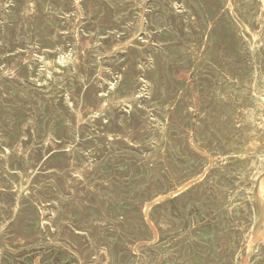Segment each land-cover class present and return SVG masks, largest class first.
Listing matches in <instances>:
<instances>
[{
    "label": "rangeland",
    "instance_id": "rangeland-1",
    "mask_svg": "<svg viewBox=\"0 0 264 264\" xmlns=\"http://www.w3.org/2000/svg\"><path fill=\"white\" fill-rule=\"evenodd\" d=\"M0 1V264H264V0Z\"/></svg>",
    "mask_w": 264,
    "mask_h": 264
},
{
    "label": "bare ground",
    "instance_id": "bare-ground-1",
    "mask_svg": "<svg viewBox=\"0 0 264 264\" xmlns=\"http://www.w3.org/2000/svg\"><path fill=\"white\" fill-rule=\"evenodd\" d=\"M58 1V0H57ZM79 1V0H78ZM127 1H129V0H127ZM137 1V0H136ZM152 1V0H151ZM166 1V0H165ZM176 1V0H175ZM213 1V0H212ZM216 1V0H215ZM233 1V0H232ZM1 2V1H0ZM18 2V1H17ZM74 2V1H73ZM140 2V1H139ZM143 2V1H142ZM160 2V1H159ZM179 2V1H178ZM220 2H221V0H220ZM238 2V1H237ZM246 2V1H245ZM61 3V2H60ZM75 3V2H74ZM90 3H92V2H90ZM111 3V2H110ZM154 3V2H153ZM197 3V2H196ZM202 3V2H201ZM209 3H210V1H209ZM216 3V2H215ZM214 3V4H215ZM0 4H2V2L0 3ZM130 4V3H129ZM128 4V5H129ZM179 4V3H178ZM186 4H187V2H186ZM204 4H205V2H204ZM206 4H208L207 2H206ZM221 4H222V2H221ZM237 4V3H236ZM258 4V3H257ZM256 4V5H257ZM3 5H4V3H3ZM46 5H48V4H46ZM58 5V4H57ZM63 5V4H62ZM125 5V4H124ZM140 5V4H139ZM155 5H158V4H155ZM169 5V4H168ZM211 5V4H210ZM213 5V4H212ZM239 5V4H238ZM237 5V6H238ZM252 5H253V2H252ZM54 6V5H53ZM60 6V5H59ZM97 6V5H96ZM126 6V5H125ZM134 6V5H133ZM181 6V5H180ZM206 6V5H205ZM208 6V5H207ZM240 6V5H239ZM262 6V5H261ZM25 7V6H24ZM132 7V6H131ZM139 7V6H138ZM165 7V6H164ZM182 7V6H181ZM180 7V8H181ZM192 7V6H191ZM216 7V6H215ZM226 7V6H225ZM234 7V6H233ZM243 7V6H242ZM245 7V6H244ZM53 8V7H52ZM61 8V7H60ZM102 8V7H101ZM133 8V7H132ZM159 8V7H158ZM236 8V7H235ZM240 8V7H239ZM264 8V7H263ZM65 9V8H64ZM79 9V8H78ZM84 9V8H83ZM86 9V8H85ZM104 9V8H103ZM120 9H122V8H120ZM134 9V8H133ZM155 9V8H154ZM205 9V8H204ZM220 9V8H219ZM223 9H224V7H223ZM234 9V8H233ZM243 9V8H242ZM6 10V9H5ZM98 10V9H97ZM107 10V9H106ZM109 10V9H108ZM122 10H124V9H122ZM159 10V9H158ZM162 10V9H161ZM167 10H169V9H167ZM183 10H186V9H183ZM201 10V9H200ZM210 10V9H209ZM215 10V9H214ZM244 10V9H243ZM246 10V9H245ZM4 11V10H3ZM91 11V10H90ZM129 11V10H128ZM131 11V10H130ZM133 11V10H132ZM139 11V10H138ZM218 11V10H217ZM220 11V10H219ZM223 11V10H222ZM227 11H229V10H227ZM242 11V10H241ZM260 11V10H259ZM262 11V10H261ZM13 12H15V11H13ZM12 12V13H13ZM17 12V11H16ZM19 12V11H18ZM46 12H47V10H46ZM96 12V11H95ZM111 12H112V10H111ZM110 12V13H111ZM133 12H135V11H133ZM172 12V11H171ZM211 12H213V11H211ZM263 12H264V10H263ZM37 13V12H36ZM55 13V12H54ZM84 13H85V11H84ZM90 13V12H89ZM140 13V12H139ZM154 13V12H153ZM152 13V14H153ZM158 13V12H157ZM173 14H174V12H172ZM209 13V12H208ZM225 13H227V12H225ZM256 13H257V11H256ZM17 14V13H16ZM47 14V13H46ZM91 14V13H90ZM148 14H150V13H147V15ZM165 14V13H164ZM202 14V13H201ZM201 14H200V16H201ZM212 14H214V13H211V15ZM219 14V13H218ZM261 14V13H260ZM61 15V14H60ZM71 15H73V14H71ZM89 15V14H88ZM159 15V14H158ZM168 15V14H167ZM178 15V14H177ZM208 15V14H207ZM241 15V14H240ZM251 15V14H250ZM64 16V15H63ZM74 16V15H73ZM155 16V15H154ZM162 16V15H161ZM160 16V17H161ZM169 16V15H168ZM167 16V17H168ZM190 16V15H189ZM198 16V15H197ZM205 16V15H204ZM210 16V15H209ZM214 16H215V14H214ZM238 16V15H237ZM36 17V16H35ZM47 17V16H46ZM82 17V16H81ZM176 17V16H175ZM220 17V16H219ZM18 18V17H17ZM16 18V19H17ZM27 18V17H26ZM30 18V17H29ZM96 18V17H95ZM139 18V17H138ZM157 18V17H156ZM173 18V17H172ZM178 18H180V17H178ZM241 18H242V16H241ZM245 18V17H244ZM45 19V18H44ZM47 19H48V17H47ZM46 19V20H47ZM74 19V18H73ZM93 19V18H92ZM122 19V18H121ZM137 19V18H136ZM147 19V18H146ZM149 19H150V16H149ZM205 19V18H204ZM209 19V18H208ZM237 19V18H236ZM238 19H240V18H238ZM5 20V19H4ZM25 20V19H24ZM55 20V19H54ZM53 20V21H54ZM164 20V19H163ZM162 20V21H163ZM170 20V19H169ZM202 20V19H201ZM206 20V19H205ZM218 20V19H217ZM85 21V20H84ZM103 21V20H102ZM153 21V20H152ZM161 21V22H162ZM183 21V20H182ZM191 21V20H190ZM189 21V22H190ZM203 21V20H202ZM222 21V20H221ZM220 21V22H221ZM245 21H247V20H245ZM258 21V20H257ZM26 22H27V20H26ZM88 22V21H87ZM92 22V21H91ZM166 22V21H165ZM173 22V21H172ZM208 22V21H207ZM235 22H237V21H235ZM261 22V21H260ZM264 22V21H263ZM25 22H23V24H24ZM32 23V22H31ZM46 23V22H45ZM48 23V22H47ZM89 23V22H88ZM95 23H97V22H95ZM119 23V22H118ZM117 23V24H118ZM138 23V22H137ZM171 23V22H170ZM174 23V22H173ZM184 23V22H183ZM192 22H190V24H191ZM201 23V22H200ZM240 23H241V21H240ZM49 24V23H48ZM71 24V23H70ZM99 24V23H98ZM172 24V23H171ZM195 24V23H194ZM259 24V23H258ZM17 25V24H16ZM88 25V24H87ZM109 25H111V24H109ZM145 25V24H144ZM170 25V24H169ZM185 25V24H184ZM193 25V24H192ZM196 25V24H195ZM203 25V24H202ZM211 25V24H210ZM242 25H244V24H242ZM261 25V24H260ZM15 26V25H14ZM47 26V25H46ZM59 26V25H58ZM129 26V25H128ZM152 26V25H151ZM156 26V25H155ZM172 26V25H171ZM208 26H209V24H208ZM240 26V25H239ZM26 27V26H25ZM31 27V26H30ZM51 27V26H50ZM87 27V26H86ZM92 27V26H91ZM181 27V26H180ZM192 27V26H191ZM198 27V26H197ZM213 27V26H212ZM252 27V26H251ZM56 28V27H55ZM67 28V27H66ZM70 28V27H69ZM77 28V27H76ZM75 28V29H76ZM84 28V27H83ZM110 28V27H109ZM128 28V27H127ZM143 28V27H142ZM156 28V27H155ZM165 28H166V26H165ZM183 28V27H182ZM186 28V27H185ZM246 28V27H245ZM245 28H244V30H245ZM261 28V27H260ZM20 29V31L22 30L21 28H19ZM47 29V28H46ZM53 29V28H52ZM87 29V28H86ZM88 29H89V27H88ZM125 29V28H124ZM157 29V28H156ZM166 29H168V28H166ZM184 29V28H183ZM236 29V28H235ZM247 29V28H246ZM257 29V28H256ZM14 30V29H13ZM54 30V29H53ZM129 30H131V29H129ZM136 30V29H135ZM175 30H177V28L175 29ZM238 30V29H237ZM241 30V29H240ZM250 30H252V29H250ZM19 31V30H18ZM51 31V30H50ZM56 31H57V29H56ZM72 31V30H71ZM90 31V30H89ZM184 31V30H183ZM228 31V30H227ZM260 31V30H259ZM16 32V31H15ZM31 32H32V29H31ZM46 32H47V30H46ZM151 32V31H150ZM186 32H188L187 30H186ZM185 32V33H186ZM205 32H207V31H205ZM244 32V31H243ZM242 32V33H243ZM5 33H6V31H5ZM11 33V32H10ZM14 33V32H13ZM12 33V34H13ZM29 33V32H28ZM40 33V32H39ZM49 33V32H48ZM77 33V32H76ZM157 33H158V31H157ZM232 33H233V31H232ZM237 33V32H236ZM235 33V34H236ZM242 33H240L239 32V34H242ZM16 34V33H15ZM50 34V33H49ZM48 34V35H49ZM55 34V33H54ZM72 34V33H71ZM88 34V33H87ZM108 34H110V33H108ZM114 34V33H113ZM146 34V33H145ZM188 34H190V32L188 33ZM193 34V33H192ZM238 34V33H237ZM245 34V33H244ZM3 35V34H2ZM7 35V34H6ZM25 35V34H24ZM78 35H80V34H78ZM120 35V34H119ZM256 35V34H255ZM13 36V35H12ZM19 36V35H18ZM21 36V35H20ZM23 36V35H22ZM51 36V35H50ZM91 36V35H90ZM127 36H128V34H127ZM145 36V35H144ZM179 36V35H178ZM197 36V35H196ZM25 37H26V35H25ZM25 37H23V38H25ZM88 37V36H87ZM146 37V36H145ZM177 37V36H176ZM181 37V36H180ZM204 37V36H203ZM257 37V36H256ZM56 38V37H55ZM69 38V37H68ZM71 38V37H70ZM84 38V37H83ZM89 38V37H88ZM87 38V39H88ZM94 38V37H93ZM120 38V37H119ZM119 38H117V39H119ZM148 38V37H147ZM188 38V37H187ZM236 38H237V36H236ZM235 38V39H236ZM253 38V37H252ZM6 39H8V38H6ZM13 39V38H12ZM64 39V38H63ZM116 39V40H117ZM157 39V38H156ZM196 39V38H195ZM256 39V38H255ZM261 39V38H260ZM16 40V39H15ZM21 40V39H20ZM31 40V39H30ZM57 40V39H56ZM120 40V39H119ZM145 40V39H144ZM143 40V41H144ZM178 40V39H177ZM183 40V39H182ZM245 40V39H244ZM4 41V40H3ZM11 41V40H10ZM24 41V40H23ZM47 41V40H46ZM49 41V40H48ZM47 41V42H48ZM51 41V40H50ZM53 41V40H52ZM67 41H69L68 39H67ZM73 41V40H72ZM90 41V40H89ZM104 41V40H103ZM185 41H187V40H185ZM204 41V40H203ZM16 42V41H15ZM14 42V43H15ZM55 42V41H54ZM116 42V41H115ZM120 42V41H119ZM151 42V41H150ZM27 43H28V41H27ZM110 44H111V42H109ZM113 43V42H112ZM148 43V42H147ZM157 43V42H156ZM201 43V42H200ZM218 43V42H217ZM250 43V42H249ZM254 43V42H253ZM11 44V43H10ZM98 44H100V43H98ZM118 44V43H117ZM120 44V43H119ZM144 44V43H143ZM153 44V43H152ZM180 44V43H179ZM185 44V43H184ZM208 44V43H207ZM221 44V43H220ZM246 43H244V45H245ZM251 44V43H250ZM73 45V44H72ZM95 45V44H94ZM93 45V46H94ZM102 45V44H101ZM108 45V44H107ZM121 45V44H120ZM131 45V44H130ZM133 45V44H132ZM131 45V46H132ZM161 45V44H160ZM174 45H175V43H174ZM182 45V44H181ZM188 45V44H187ZM193 45V44H192ZM196 45H197V43H196ZM202 45V44H201ZM219 45V44H218ZM222 45V44H221ZM224 45V44H223ZM243 45V44H242ZM248 45V44H247ZM246 45V46H247ZM252 45V44H251ZM8 46V45H7ZM32 46H34V45H32ZM96 46H97V44H96ZM117 46V45H116ZM175 46H177V44L175 45ZM215 46V45H214ZM254 46V45H253ZM262 46V45H261ZM90 47V46H89ZM106 47V46H105ZM149 47V46H148ZM170 47V46H169ZM3 48V47H2ZM27 48V47H26ZM31 48V47H30ZM29 48V49H30ZM33 48V47H32ZM69 48V47H68ZM128 48V47H127ZM126 48V49H127ZM146 48V47H145ZM155 48V47H154ZM159 48V47H158ZM180 47H178V49H179ZM187 48V47H186ZM211 48V47H210ZM226 48H228V47H226ZM233 48V47H232ZM260 48V47H259ZM6 49V48H5ZM36 49H38V48H36ZM97 50H98V48H96ZM149 49V48H148ZM168 49V48H167ZM191 49V48H190ZM204 49V48H203ZM208 49H209V47H208ZM229 49H231V48H229ZM248 49V48H247ZM26 50V49H25ZM137 49H135V51H136ZM145 50V49H144ZM196 50H199V49H196ZM201 50V49H200ZM245 50V49H244ZM256 50H258V48L256 49ZM4 51H6V50H4ZM16 51V50H15ZM34 51V50H33ZM45 51V50H44ZM77 51V50H76ZM123 51V50H122ZM126 51V50H125ZM124 51V52H125ZM151 51H152V49H151ZM260 51H263V49L262 50H260ZM1 52V51H0ZM22 52V51H21ZM29 52V51H28ZM53 52H55V51H53ZM89 52V51H88ZM212 52H214V51H212ZM264 52V51H263ZM42 53V52H41ZM51 53V52H50ZM102 53V52H101ZM120 53V52H119ZM136 53V52H135ZM162 53V52H161ZM195 53V52H194ZM215 53V52H214ZM254 53H255V50H254ZM55 54H56V52H55ZM140 54V53H139ZM192 54V53H191ZM226 54V53H225ZM233 54V53H232ZM24 55V54H23ZM41 55V54H40ZM45 55V54H44ZM43 55V56H44ZM58 55H60V54H58ZM67 55V54H66ZM107 55V54H106ZM114 55V54H113ZM135 55V54H134ZM157 55V54H156ZM194 55V54H193ZM228 55V54H227ZM255 55V54H254ZM36 56V55H35ZM53 56V55H52ZM74 56V55H73ZM140 56V55H139ZM162 56V55H161ZM180 56V55H179ZM192 56V55H191ZM229 56V55H228ZM257 56V55H256ZM23 57V56H22ZM109 57V56H108ZM196 57V56H195ZM40 58V57H39ZM54 58V57H53ZM53 58H51L52 60H53ZM59 58V57H58ZM221 58V57H220ZM7 59V58H6ZM5 59V60H6ZM50 59V58H49ZM61 59V58H60ZM84 59V58H83ZM101 59V58H100ZM106 59V58H105ZM104 59V60H105ZM109 59V58H108ZM138 59V58H137ZM162 59V58H161ZM244 59V58H243ZM252 59V58H251ZM2 60V59H1ZM112 60V59H111ZM129 60V59H128ZM133 60V59H132ZM140 60H142V59H140ZM163 60V59H162ZM169 60V59H168ZM179 60V59H178ZM7 61V60H6ZM5 61V62H6ZM37 61V60H36ZM36 61H34V62H36ZM84 61V60H83ZM123 61V60H122ZM177 61V60H176ZM233 61V60H232ZM236 61V60H235ZM244 61H245V59H244ZM11 62V61H10ZM53 62V61H52ZM197 62V61H196ZM249 62V61H248ZM262 62V61H261ZM260 62V63H261ZM133 63V62H132ZM170 63V62H169ZM177 63V62H176ZM231 63V62H230ZM246 63H247V61H246ZM252 63V62H251ZM254 63V62H253ZM27 64H29V63H27ZM34 64V63H33ZM58 64V63H57ZM107 64V63H106ZM151 64V63H150ZM166 64H168V63H166ZM171 64V63H170ZM172 64H173V62H172ZM193 65H194V63H192ZM239 64V63H238ZM244 64V66H245V63H243ZM242 64V65H243ZM32 65V64H31ZM108 65V64H107ZM125 65H126V63H125ZM125 65H123V66H125ZM142 65H143V63H142ZM163 65H164V63H163ZM251 65V64H250ZM9 66V65H8ZM60 66V65H59ZM79 66V65H78ZM152 66V65H151ZM160 66V65H159ZM176 66V65H175ZM174 66V67H175ZM190 66V65H189ZM15 67V66H14ZM28 67V66H27ZM83 67V66H82ZM89 67V66H88ZM106 67V66H105ZM119 67V66H118ZM135 67H138V66H136L135 65ZM215 67H217V66H215ZM219 67V66H218ZM248 67V66H247ZM250 67V66H249ZM257 67V66H256ZM259 67V66H258ZM257 67V68H258ZM17 68V67H16ZM64 68H66V67H64ZM90 68H92V67H89V69ZM110 68V67H109ZM112 68V67H111ZM122 68V67H121ZM141 68V67H140ZM149 68V67H148ZM147 68V69H148ZM199 68H200V66H199ZM224 68V67H223ZM227 68V67H226ZM238 68H239V66H238ZM77 69V68H76ZM80 69V68H79ZM138 69V68H137ZM186 69H188V68H186ZM232 69V68H231ZM243 69V68H242ZM246 69V68H245ZM25 70V69H24ZM70 70V69H69ZM81 70V69H80ZM88 70V69H87ZM113 70V69H112ZM114 70H115V68H114ZM125 70V69H124ZM128 70V69H127ZM142 70V69H141ZM170 70H171V68H170ZM252 70V69H251ZM260 70V69H259ZM258 70V71H259ZM2 71V70H1ZM64 71V70H63ZM77 71V70H76ZM84 71H85V69H84ZM97 71V70H96ZM105 71H106V69H105ZM117 72H118V70H116ZM175 71H176V69H175ZM204 71V70H203ZM245 71V70H244ZM250 70H248L247 72H249ZM262 71V68H261V70H260V72ZM19 72V71H18ZM46 72V71H45ZM82 72V71H81ZM114 72V71H113ZM120 72V71H119ZM131 72H132V70H131ZM178 72V71H177ZM197 72V71H196ZM221 72V71H220ZM259 72V73H260ZM264 72V71H263ZM22 73V72H21ZM25 73V72H24ZM47 73V72H46ZM55 73H56V71H55ZM160 73V72H159ZM250 73H252V71L250 72ZM256 73V72H255ZM43 75L45 74L44 72L42 73ZM51 74V73H50ZM66 74V73H65ZM115 74V73H114ZM124 74V73H123ZM131 74H133V72L131 73ZM181 74V73H180ZM189 74V73H188ZM263 74V73H262ZM48 75V74H47ZM53 75V74H52ZM138 75V74H137ZM145 75V74H144ZM163 75V74H162ZM193 75V74H192ZM198 75V74H197ZM202 75V74H201ZM201 75H199V76H201ZM257 75V74H256ZM133 76V75H132ZM226 76V75H225ZM236 76V75H235ZM240 76H241V74H240ZM26 77H27V74H26ZM75 77V76H74ZM175 77V76H174ZM173 77V78H174ZM197 77V76H196ZM211 77V76H210ZM242 77V76H241ZM258 77V76H257ZM21 78V77H20ZM62 78H63V76H62ZM66 78V77H65ZM86 78V77H85ZM132 78H134V77H132ZM240 78V77H239ZM23 79V78H22ZM27 79H28V77H27ZM47 79V78H46ZM82 79H83V77H82ZM136 79V78H135ZM222 79V78H221ZM241 79V78H240ZM255 79V78H254ZM260 79V78H259ZM24 80V79H23ZM45 80V79H44ZM104 80V79H103ZM121 80V79H120ZM143 80V79H142ZM145 80V79H144ZM147 80V79H146ZM237 80V79H236ZM242 80V79H241ZM244 80V79H243ZM257 80H258V78H257ZM35 81V80H34ZM51 81V80H50ZM65 81V80H64ZM84 81V80H83ZM137 81V80H136ZM163 81V80H162ZM174 81V80H173ZM205 81V80H204ZM247 81H249V80H247ZM247 81H245V82H247ZM253 81V80H252ZM13 82V81H12ZM11 82V83H12ZM15 82V81H14ZM38 82V81H37ZM41 82V81H40ZM82 82V81H81ZM92 82V81H91ZM145 82H147V81H145ZM242 82V81H241ZM262 82H263V80H262ZM24 83V82H23ZM34 83V82H33ZM62 83V82H61ZM90 83V82H89ZM101 83V82H100ZM107 83V82H106ZM133 83V82H132ZM258 83H259V81H258ZM82 84V83H81ZM84 84V83H83ZM98 84V83H97ZM108 84V83H107ZM116 84V83H115ZM197 83H195V86H197L196 85ZM215 84V83H214ZM233 84V83H232ZM252 84V83H251ZM260 84V83H259ZM102 85V84H101ZM193 85V84H192ZM205 85V84H204ZM253 85V84H252ZM50 86V85H49ZM54 86V85H53ZM94 86V85H93ZM97 86V85H96ZM117 86V85H116ZM167 86V85H166ZM177 86V85H176ZM214 86V85H213ZM5 87V86H4ZM17 87H19V86H17ZM44 87H46V86H44ZM99 87V86H98ZM97 87V88H98ZM102 87V86H101ZM112 87V86H111ZM199 87V86H198ZM237 87V86H236ZM235 87V88H236ZM244 87V86H243ZM86 88V87H85ZM195 88V87H194ZM8 89V88H7ZM20 89V88H19ZM140 89V88H139ZM149 89V88H148ZM151 89V88H150ZM153 89V88H152ZM218 89V88H217ZM241 89V88H240ZM249 89V88H248ZM253 89V88H252ZM258 89H261V88H259L258 87ZM50 90H52V89H50ZM98 90V89H97ZM130 90V89H129ZM133 90V89H132ZM174 90V89H173ZM183 90V89H182ZM214 90V89H213ZM257 90V89H256ZM2 91H3V89H2ZM114 91V90H113ZM148 91V90H147ZM146 91V92H147ZM175 91V90H174ZM173 91V92H174ZM199 91V90H198ZM243 91V90H242ZM259 91V90H258ZM4 92H5V89H4ZM7 92V91H6ZM26 92V91H25ZM134 92V91H133ZM139 92V91H138ZM145 92V93H146ZM152 92V91H151ZM159 92V91H158ZM160 92H162V91H160ZM171 92V91H170ZM189 92H190V90H189ZM201 92V91H200ZM246 92V91H245ZM54 93V92H53ZM52 93V94H53ZM60 93V92H59ZM91 93V92H90ZM97 93V92H96ZM181 93V92H180ZM187 93V92H186ZM212 93H214V92H212ZM243 93V92H242ZM254 93H255V89H254ZM29 94V93H28ZM51 94V93H50ZM74 94V93H73ZM98 94V93H97ZM182 94V93H181ZM189 94V93H188ZM211 94V93H210ZM216 93H214V95H215ZM245 94V93H244ZM258 94V93H257ZM48 95V94H47ZM65 95V94H64ZM89 95V94H88ZM94 96H95V92H94V94H93ZM129 95V94H128ZM139 95H141V94H139ZM150 95V94H149ZM167 95V94H166ZM190 95H191V93H190ZM189 95V96H190ZM200 95V94H199ZM242 95V94H241ZM251 95V94H250ZM249 95V96H250ZM50 96V95H49ZM62 96V95H61ZM99 96V95H98ZM123 96V95H122ZM133 96V95H132ZM159 96V95H158ZM217 96V95H216ZM219 96V95H218ZM251 96H253V95H251ZM263 96H264V94H263ZM59 97V96H58ZM69 97V96H68ZM68 97H66V99L68 98ZM78 97V96H77ZM92 97V96H91ZM184 97V96H183ZM248 97V96H247ZM255 97V96H254ZM71 98V97H70ZM117 98V97H116ZM147 98V97H146ZM221 98V97H220ZM256 98V97H255ZM263 98V97H262ZM23 99V98H22ZM59 99H61V98H59ZM83 99V98H82ZM84 99H85V97H84ZM83 99V100H84ZM110 99V98H109ZM143 99V98H142ZM168 99V98H167ZM204 99V98H203ZM251 99V98H250ZM259 99V98H258ZM44 100V99H43ZM69 100V99H68ZM97 100V99H96ZM99 100V99H98ZM97 100V101H98ZM101 100V99H100ZM164 100H165V97H164ZM173 100V99H172ZM200 100V99H199ZM206 100V99H205ZM213 100V99H212ZM239 100V99H238ZM249 100V99H248ZM263 100V99H262ZM21 101V100H20ZM46 101H48V100H46ZM107 101V100H106ZM133 101V100H132ZM151 101V100H150ZM245 101V100H244ZM253 101V100H252ZM258 101V100H257ZM99 102V101H98ZM146 102V101H145ZM214 102V101H213ZM239 102V101H238ZM255 102H256V99H255ZM106 103V102H105ZM168 103V102H167ZM188 103V102H187ZM245 103V102H244ZM247 103H249V102H247ZM251 103V102H250ZM249 103V104H250ZM261 103V102H260ZM260 103H259V105H260ZM263 103V102H262ZM70 104V103H69ZM77 104V103H76ZM141 104H143V103H141ZM155 104V103H154ZM200 104V103H199ZM215 104V103H214ZM257 104V103H256ZM59 105V104H58ZM177 105V104H176ZM181 105V104H180ZM198 105V104H197ZM202 105V104H201ZM211 105V104H210ZM220 105V104H219ZM231 105V104H230ZM251 105V104H250ZM263 105V104H262ZM77 106V105H76ZM83 106V105H82ZM177 106H179V105H177ZM185 106V105H184ZM243 106V105H242ZM246 106V105H245ZM59 107V106H58ZM64 107V106H63ZM123 107V106H122ZM137 107V106H136ZM174 107H176L175 105H174ZM182 107V106H181ZM186 107H187V105H186ZM208 107V106H207ZM215 107V106H214ZM221 107V106H220ZM231 107V106H230ZM248 107V106H247ZM252 107H253V105H252ZM259 107V106H258ZM257 107V108H258ZM60 108V107H59ZM68 108V107H67ZM72 108H73V106H72ZM88 108V107H87ZM109 108V107H108ZM134 108V107H133ZM165 108V107H164ZM204 108V107H203ZM238 108V107H237ZM254 108V107H253ZM263 108V107H262ZM61 109V108H60ZM89 109V108H88ZM123 109V108H122ZM126 109V108H125ZM130 109V108H129ZM132 109V108H131ZM142 109V108H141ZM192 109V108H191ZM213 109V108H212ZM231 109H232V107H231ZM244 109V108H243ZM251 109V108H250ZM259 109H261V108H259ZM116 110H117V108H116ZM137 110V109H136ZM255 110V109H254ZM263 110V109H262ZM63 111V110H62ZM74 111V110H73ZM108 111V110H107ZM122 111V110H121ZM135 111V110H134ZM164 111V110H163ZM242 111V110H241ZM248 111V110H247ZM253 111V110H252ZM251 111V112H252ZM257 111V110H256ZM76 112V111H75ZM111 112V111H110ZM126 112V111H125ZM124 112V113H125ZM215 112H216V110H215ZM219 112V111H218ZM260 112V111H259ZM262 112V111H261ZM264 112V111H263ZM77 113V112H76ZM87 113H89V112H87ZM94 113V112H93ZM106 113V112H105ZM104 113V115H107V114H105ZM116 113V112H115ZM168 113V112H167ZM182 113V112H181ZM239 113H241V112H239ZM248 113V112H247ZM68 114H69V112H68ZM80 114V113H79ZM139 114V113H138ZM141 114V113H140ZM139 114V115H140ZM157 114V113H156ZM190 114V113H189ZM213 114V113H212ZM252 114V113H251ZM256 114V113H255ZM261 114V113H260ZM65 115V114H64ZM91 115H92V113H91ZM125 115V114H124ZM152 115V114H151ZM154 115V114H153ZM162 115V114H161ZM160 115V116H161ZM216 115V114H215ZM238 115H240V114H238ZM264 115V114H263ZM114 116V115H113ZM129 116V115H128ZM160 116H158V117H160ZM165 116V115H164ZM168 116V115H167ZM188 116V115H187ZM255 116V115H254ZM256 116H258V118H259V116L260 115H256ZM51 117H53V116H51ZM75 117V116H74ZM106 117V116H105ZM104 117V118H105ZM161 117H163V116H161ZM166 117V116H165ZM201 118H202V114H201V116H200ZM232 117V116H231ZM69 118V117H68ZM82 118V117H81ZM115 118V117H114ZM170 118V117H169ZM180 118V117H179ZM254 119H255V117H253ZM261 118V117H260ZM82 119H84V118H82ZM96 119V118H95ZM94 119V120H95ZM98 119H100V118H98ZM97 119V120H98ZM107 119V118H106ZM117 119V118H116ZM173 119V118H172ZM198 119V118H197ZM210 119V118H209ZM253 119V120H254ZM57 120V119H56ZM125 120V119H124ZM135 120V119H134ZM164 120V119H163ZM166 120V119H165ZM168 120V119H167ZM238 120H240V119H238ZM252 120V119H251ZM263 120V119H262ZM54 121V120H53ZM58 121V120H57ZM149 121V120H148ZM175 121V120H174ZM220 121V120H219ZM225 121V120H224ZM232 121V120H231ZM230 121V122H231ZM237 121V120H236ZM248 121V120H247ZM258 121V120H257ZM260 121V120H259ZM100 122H102L103 123V121H101L100 120ZM107 122V121H106ZM115 122H116V120H115ZM124 122V121H123ZM132 122H133V120H132ZM136 122V121H135ZM157 122V121H156ZM203 122V121H202ZM210 122V121H209ZM252 122V121H251ZM15 123V122H14ZM134 123V122H133ZM183 123V122H182ZM207 123V122H206ZM212 123H213V121H212ZM13 124V123H12ZM64 124H65V122H64ZM99 124V123H98ZM139 124V123H138ZM145 124H146V122H145ZM156 124V123H155ZM169 124H171V123H169ZM178 124H181V123H178ZM191 124V123H190ZM209 124V123H208ZM215 124V123H214ZM234 124V123H233ZM243 124H245V122H243L242 123V127H243ZM254 124V123H253ZM20 125H22V124H20ZM66 125V124H65ZM115 125V124H114ZM126 125V124H125ZM130 125V124H129ZM133 125V124H132ZM161 125V124H160ZM201 125V124H200ZM237 125V124H236ZM257 125V124H256ZM9 126V125H8ZM12 126V125H11ZM28 126V125H27ZM137 126V125H136ZM162 126V125H161ZM166 126H168V125H166ZM173 126V125H172ZM190 126V125H189ZM204 126V125H203ZM43 127V126H42ZM110 127V126H109ZM115 127V126H114ZM125 127V126H124ZM163 127H165V126H163ZM181 127V126H180ZM202 127V126H201ZM259 127H260V125H259ZM12 128V127H11ZM91 128V127H90ZM99 128H100V126L98 127V130H99ZM102 128V127H101ZM137 128V127H136ZM167 128V127H166ZM165 128V129H166ZM173 128H177V127H173ZM189 128H191V127H189ZM216 128V127H215ZM219 128V127H218ZM92 129V128H91ZM161 129V128H160ZM168 129H170V128H168ZM184 129V128H183ZM182 129V130H183ZM201 129V128H200ZM260 129V128H259ZM262 129H264V128H262ZM22 130V129H21ZM26 130V129H25ZM117 130V129H116ZM120 130V129H119ZM134 130V129H133ZM132 130V131H133ZM142 130V129H141ZM173 130H175V129H173ZM227 130V129H226ZM225 130V132H227ZM257 130H258V127H257ZM256 130V131H257ZM28 131V130H27ZM76 131V130H75ZM95 131V130H94ZM101 131V130H100ZM102 131H104V129L102 128ZM158 131V130H157ZM163 131V129L160 131V132H162ZM167 131H169V130H167ZM223 131V130H222ZM238 131V130H237ZM164 132V131H163ZM176 132V131H175ZM179 132H180V130H179ZM178 132V133H179ZM201 132V131H200ZM199 132V133H200ZM224 132V131H223ZM229 132V131H228ZM233 132H234V130H233ZM244 132V131H243ZM23 133V132H22ZM25 133V132H24ZM66 133V132H65ZM113 133V132H112ZM118 133V132H117ZM120 133H122V132H120ZM167 134H168V132H166ZM177 133V134H178ZM184 133V132H183ZM215 133H216V131H215ZM217 133H219V132H217ZM239 133V132H238ZM245 133V132H244ZM36 134V133H35ZM48 134V133H47ZM116 134V133H115ZM163 134V133H162ZM194 134V133H193ZM192 134V135H193ZM198 134V133H197ZM228 134V133H227ZM226 134V135H227ZM231 134V133H230ZM242 134V133H241ZM97 135V134H96ZM108 135H111V133H108ZM120 135V134H119ZM142 135V134H141ZM144 135V134H143ZM160 135V134H159ZM185 135V134H184ZM221 135V134H220ZM240 135V134H239ZM259 135V134H258ZM22 136V135H21ZM50 136V135H49ZM66 136V135H65ZM125 136V135H124ZM136 136V135H135ZM168 136V135H167ZM179 136V135H178ZM186 136V135H185ZM245 136V135H244ZM260 136V135H259ZM25 137V136H24ZM162 137V136H161ZM170 137V136H169ZM176 137H177V135H176ZM191 137H193V136H191ZM50 138H51V136H50ZM91 138V137H90ZM135 138V137H134ZM145 138V137H144ZM220 138H222L221 136H220ZM130 139V138H129ZM136 139H138V138H136ZM181 139V138H180ZM196 139V138H195ZM227 139V138H226ZM235 139V138H234ZM5 140V139H4ZM42 140V139H41ZM46 140V139H45ZM132 140V139H131ZM209 140V139H208ZM223 140V139H222ZM244 140V139H243ZM6 141V140H5ZM30 141V140H29ZM133 141V140H132ZM172 141V140H171ZM251 141V140H250ZM259 141V140H258ZM17 142V141H16ZM43 142V141H42ZM53 142V141H52ZM163 142V141H162ZM183 142V141H182ZM192 142H193V140H192ZM195 142V141H194ZM247 142V141H246ZM255 142V141H254ZM262 142V141H261ZM2 143V142H1ZM10 143V142H9ZM23 143V142H22ZM35 143H36V141H35ZM34 143V144H35ZM39 143V142H38ZM55 143V142H54ZM5 144H7V142L5 143ZM50 144H52V143H50ZM136 144V143H135ZM162 144V143H161ZM193 144V143H192ZM212 144V143H211ZM248 144V143H247ZM262 144V143H261ZM25 145H26V143H25ZM143 145V144H142ZM166 145V144H165ZM164 145V146H165ZM196 145V144H195ZM5 146V145H4ZM10 146V145H9ZM55 146V145H54ZM115 146V145H114ZM179 146V145H178ZM182 146V145H181ZM184 146H185V144H184ZM206 146V145H205ZM246 146V145H245ZM244 146V147H245ZM15 147H17V146H15ZM26 147V146H25ZM37 147V146H36ZM46 147V146H45ZM58 147V146H57ZM201 147V146H200ZM200 147H198V148H200ZM214 147V146H213ZM49 148V147H48ZM190 148V147H189ZM209 148H210V146H209ZM12 149V148H11ZM27 149V148H26ZM33 149V148H32ZM39 149V148H38ZM51 149V148H50ZM168 149V148H167ZM176 149V148H175ZM6 150H8V149H6ZM28 150V149H27ZM34 150V149H33ZM239 150H240V148H239ZM242 150V149H241ZM260 150V149H259ZM258 150V151H259ZM10 151V150H9ZM8 151V152H9ZM13 151V150H12ZM16 151V150H15ZM168 151V150H167ZM176 151V150H175ZM187 151V150H186ZM27 152V151H26ZM37 152V151H36ZM206 152V151H205ZM224 152V151H223ZM252 152V151H251ZM38 153V152H37ZM165 153V152H164ZM176 153V152H175ZM225 153V152H224ZM2 154V153H1ZM6 154V153H5ZM13 154V153H12ZM158 154V153H157ZM185 154V153H184ZM7 155H8V153H7ZM6 155V156H7ZM17 155V154H16ZM22 155V154H21ZM36 155H38V154H36ZM167 155H169V154H167ZM23 156H25V155H23ZM35 156V155H34ZM175 156V155H174ZM187 156V155H186ZM239 156V155H238ZM167 157V156H166ZM237 157V156H236ZM249 157V156H248ZM255 157V156H254ZM16 158V157H15ZM170 158V157H169ZM174 158H176L177 159V157H174ZM224 158V157H223ZM227 158V157H226ZM238 158V157H237ZM240 158H241V156H240ZM256 158V157H255ZM17 159V158H16ZM36 158H34V160H35ZM131 159V158H130ZM181 159V158H180ZM184 159V158H183ZM188 159V158H187ZM199 159V158H198ZM239 159V158H238ZM133 160V159H132ZM113 161V160H112ZM181 161V160H180ZM189 161V160H188ZM202 161V160H201ZM208 161V160H207ZM238 161H241V160H238ZM258 161H260V159H258ZM13 163V162H12ZM27 163V162H26ZM30 163V162H29ZM136 163V162H135ZM168 163V162H167ZM179 163V162H178ZM209 163V162H208ZM213 163V162H212ZM222 163V162H221ZM221 163H219V164H221ZM231 163V162H230ZM243 163V162H242ZM245 163V162H244ZM261 163V162H260ZM263 163V162H262ZM36 164V163H35ZM218 164V163H217ZM226 164H227V162H226ZM41 165V164H40ZM57 165V164H56ZM168 165H169V163H168ZM241 165V164H240ZM246 165V164H245ZM39 166V165H38ZM48 166V165H47ZM188 166H190V164L188 165ZM227 166V165H226ZM235 166V165H234ZM258 166V165H257ZM35 167V166H34ZM52 167H54V166H52ZM42 168V167H41ZM225 168V167H224ZM229 168V167H228ZM227 168V169H228ZM230 168H231V166H230ZM229 168V169H230ZM233 168V167H232ZM235 168H237V167H235ZM250 168V167H249ZM43 169H44V167H43ZM42 169V170H43ZM45 169H47V167L45 168ZM57 169V168H56ZM172 169V168H171ZM219 169H221V168H219ZM226 169V170H227ZM251 169V168H250ZM256 169V168H255ZM179 170V169H178ZM196 170V169H195ZM217 170V169H216ZM242 170V169H241ZM241 170H240V172H241ZM8 171V170H7ZM85 171V170H84ZM224 171V170H223ZM52 172V171H51ZM176 172V171H175ZM178 172V171H177ZM220 172H222V171H220ZM227 172V171H226ZM226 172H224L225 174H226ZM229 172V171H228ZM227 172V173H228ZM3 173V172H2ZM16 173V172H15ZM23 173V172H22ZM52 173H54V172H52ZM77 173V172H76ZM83 173V172H82ZM117 173V172H116ZM156 173V172H155ZM180 173V172H179ZM202 173V172H201ZM4 174V173H3ZM24 174V173H23ZM48 174V173H47ZM166 174V173H165ZM168 174V173H167ZM181 174V173H180ZM207 174V173H206ZM229 174V173H228ZM17 175V174H16ZM6 176V175H5ZM21 176V175H20ZM55 176V175H54ZM152 176H154V175H152ZM198 176V175H197ZM206 176V175H205ZM245 176V175H244ZM168 177V176H167ZM177 177V176H176ZM175 177V178H176ZM223 177V176H222ZM229 177V176H228ZM237 177V176H236ZM214 178V177H213ZM5 179V178H4ZM38 179V178H37ZM151 179V178H150ZM178 179H180V178H178ZM209 179V178H208ZM211 179V178H210ZM215 179V178H214ZM62 180H64V179H62ZM165 180V179H164ZM57 181V180H56ZM55 181V182H56ZM154 181V180H153ZM160 181V180H159ZM171 181V180H170ZM147 182V181H146ZM174 182V181H173ZM185 182H186V180H185ZM211 182V181H210ZM2 183V182H1ZM27 183V182H26ZM54 183V182H53ZM59 183V182H58ZM64 183V182H63ZM108 183V182H107ZM158 183V182H157ZM163 183V182H162ZM165 183V182H164ZM167 183V182H166ZM215 183V182H214ZM229 183V182H228ZM259 183V182H258ZM262 183V182H261ZM264 183V182H263ZM30 184V183H29ZM35 184V183H34ZM57 184V183H56ZM61 183H59V185H60ZM194 184H196V183H194ZM21 185V184H20ZM38 185V184H37ZM86 185H88V184H86ZM139 185H140V183H139ZM155 185V184H154ZM159 185V184H158ZM212 185H214V184H212ZM212 185H210V186H212ZM246 185H247V183H246ZM264 185V184H263ZM138 186V185H137ZM198 186V185H197ZM205 186H206V184H205ZM261 186V185H260ZM5 187V186H4ZM32 187V186H31ZM58 187V186H57ZM108 187V186H107ZM181 187V186H180ZM223 187V186H222ZM221 187V188H222ZM2 188V187H1ZM33 188V187H32ZM36 188V187H35ZM159 188V187H158ZM171 188V187H170ZM178 188V187H177ZM3 189V188H2ZM138 189V188H137ZM152 189V188H151ZM160 189V188H159ZM250 189V188H249ZM252 189V188H251ZM157 190V189H156ZM156 190H155V192H156ZM218 190H219V188H218ZM221 190V189H220ZM243 190H245V189H243ZM26 191V190H25ZM140 191V190H139ZM152 191V190H151ZM142 192V191H141ZM146 192H148V191H146ZM145 192V193H146ZM153 192V191H152ZM186 192V191H185ZM201 192V191H200ZM203 192V191H202ZM208 192V191H207ZM5 193V192H4ZM34 193V192H33ZM57 193V192H56ZM138 193V192H137ZM6 194V193H5ZM5 194H3V196L5 195ZM38 194V193H37ZM39 194H41V193H39ZM142 194V193H141ZM144 194V193H143ZM147 194V193H146ZM158 194V193H157ZM207 194V193H206ZM219 194H221V193H219ZM34 195V194H33ZM208 195V194H207ZM106 196V195H105ZM155 196H157V195H155ZM160 196V195H159ZM206 196V195H205ZM216 196V195H215ZM214 196V197H215ZM247 196V195H246ZM250 196V195H249ZM20 197H22V196H20ZM57 197V196H56ZM59 197V196H58ZM57 197V198H58ZM134 197V196H133ZM162 197V196H161ZM171 197V196H170ZM179 197V196H178ZM186 197V196H185ZM214 197H212V198H214ZM227 197V196H226ZM233 197V196H232ZM128 198V197H127ZM144 198H146V197H144ZM148 198V197H147ZM174 198V197H173ZM223 198V197H222ZM248 198V197H247ZM59 199V198H58ZM123 199V198H122ZM167 199V198H166ZM208 199V198H207ZM225 199V198H224ZM60 200V199H59ZM127 200V199H126ZM246 200V199H245ZM137 201V200H136ZM191 201V200H190ZM204 201V200H203ZM218 201V200H217ZM222 201V200H221ZM224 201V200H223ZM227 201V200H226ZM229 201V200H228ZM196 202V201H195ZM198 202V201H197ZM247 202V201H246ZM15 203V202H14ZM148 203V202H147ZM205 203V202H204ZM228 203V202H227ZM249 203V202H248ZM4 204V203H3ZM41 204V203H40ZM214 204H215V202H214ZM240 204V203H239ZM251 204V203H250ZM16 205V204H15ZM34 205H35V203H34ZM37 205V204H36ZM141 205V204H140ZM144 205V204H143ZM160 205V204H159ZM162 205V204H161ZM202 205V204H201ZM205 205V204H204ZM217 205V204H216ZM225 205H227V204H225ZM6 206V205H5ZM185 206V205H184ZM203 206V205H202ZM230 206V205H229ZM18 207H19V205H18ZM166 207V206H165ZM179 207V206H178ZM207 207V206H206ZM215 207V206H214ZM171 208V207H170ZM251 208V207H250ZM163 209V208H162ZM176 209V208H175ZM201 209V208H200ZM252 209V208H251ZM139 210V209H138ZM164 210H165V208H164ZM170 210V209H169ZM172 210V209H171ZM173 210H174V208H173ZM203 210V209H202ZM42 211V210H41ZM45 211V210H44ZM152 211V210H151ZM213 211V210H212ZM218 211V210H217ZM236 211V210H235ZM1 212V211H0ZM39 212V211H38ZM43 212V211H42ZM41 212V213H42ZM138 212V211H137ZM163 212V211H162ZM179 212V211H178ZM191 212V211H190ZM205 212V211H204ZM209 212V211H208ZM226 212V211H225ZM240 212V211H239ZM139 213V212H138ZM168 213V212H167ZM171 213V212H170ZM181 213H183V212H181ZM193 213V212H192ZM206 213H207V211H206ZM216 213V212H215ZM241 213V212H240ZM4 214V213H3ZM191 214V213H190ZM205 214V213H204ZM256 214V213H255ZM38 215V214H37ZM156 215V214H155ZM183 215V214H182ZM185 215V214H184ZM189 215V214H188ZM236 215V214H235ZM43 216V215H42ZM153 216V215H152ZM227 217H228V215H226ZM231 216V215H230ZM232 216H233V214H232ZM238 216V215H237ZM257 216V215H256ZM159 217V216H158ZM188 217V216H187ZM242 217V216H241ZM253 217V216H252ZM6 218V217H5ZM148 218V217H147ZM174 218V217H173ZM218 218V217H217ZM244 218V217H243ZM41 219V218H40ZM45 219V218H44ZM250 219V218H249ZM253 219V218H252ZM130 220H132V219H130ZM129 220V221H130ZM143 220V219H142ZM165 220V219H164ZM191 220H192V218H191ZM228 220H229V218H228ZM231 220V219H230ZM248 220V219H247ZM161 221V220H160ZM136 222V221H135ZM144 222V221H143ZM200 222V221H199ZM234 222V221H233ZM232 222V223H233ZM244 222V221H243ZM46 223V222H45ZM161 223V222H160ZM190 223H192V222H190ZM231 223V224H232ZM120 224V223H119ZM157 224V223H156ZM175 224V223H174ZM173 224V225H174ZM193 224V223H192ZM230 224V223H229ZM237 224V223H236ZM250 224V223H249ZM16 225H17V223H16ZM21 225V224H20ZM96 225V224H95ZM121 225V224H120ZM176 225V224H175ZM174 225V226H175ZM8 226V225H7ZM52 226V225H51ZM157 226V225H156ZM235 226V225H234ZM23 227H25V226H23ZM44 227V226H43ZM50 227V226H49ZM54 227V226H53ZM117 227V226H116ZM232 227H233V225H232ZM236 227V226H235ZM56 228V227H55ZM100 228V227H99ZM121 228H123V227H121ZM155 228V227H154ZM173 228V227H172ZM184 228V227H183ZM194 228V227H193ZM14 229V228H13ZM41 229V228H40ZM47 229H48V227H47ZM92 229V228H91ZM114 229V228H113ZM149 229V228H148ZM160 229V228H159ZM177 229V228H176ZM44 230V229H43ZM66 231L68 230V229H65ZM96 230V229H95ZM99 230V229H98ZM12 231V230H11ZM41 231V230H40ZM119 231V230H118ZM172 231V230H171ZM174 231V230H173ZM234 231V230H233ZM248 231V230H247ZM18 232V231H17ZM17 232H16V234H17ZM38 232V231H37ZM57 232V231H56ZM63 232V231H62ZM70 232V231H69ZM131 232H133V231H131ZM189 232H191V231H189ZM2 233H3V231H2ZM68 233V232H67ZM66 233V234H67ZM135 233V232H134ZM186 233V232H185ZM215 233H216V231H215ZM261 233V232H260ZM63 235H64V233H62ZM61 234V235H62ZM66 234H65V236H66ZM89 234V233H88ZM95 234H96V232H95ZM167 234V233H166ZM235 234V233H234ZM19 235V234H18ZM53 235V234H52ZM68 235H69V233H68ZM75 235V234H74ZM131 235V234H130ZM158 235V234H157ZM188 235V234H187ZM239 235V234H238ZM19 236H21V235H19ZM72 236V235H71ZM77 236V235H76ZM75 236V237H76ZM84 236V235H83ZM240 236V235H239ZM49 237V236H48ZM67 237V236H66ZM73 237V236H72ZM109 237V236H108ZM118 237V236H117ZM133 237V236H132ZM185 237V236H184ZM215 237V236H214ZM249 237H250V234H249ZM40 238V237H39ZM79 238V237H78ZM173 238V237H172ZM183 238V237H182ZM23 239V238H22ZM76 239V238H75ZM82 239V238H81ZM84 239V238H83ZM82 239V240H83ZM89 239V238H88ZM95 239V238H94ZM128 239V238H127ZM191 239H192V237H191ZM221 239V238H220ZM240 239V238H239ZM242 239V238H241ZM48 240V239H47ZM67 240V239H66ZM79 240V239H78ZM153 240V239H152ZM218 240V239H217ZM234 240V239H233ZM68 241V240H67ZM80 241V240H79ZM85 241V240H84ZM88 241V240H87ZM121 241H123V240H121ZM129 241V240H128ZM137 241H139L138 239H137ZM214 241H216V240H214ZM223 241H226V240H223ZM46 242V241H45ZM95 242H97V241H95ZM126 242V241H125ZM130 242V241H129ZM143 242V241H142ZM152 242V241H151ZM190 242V241H189ZM238 242V241H237ZM85 243V242H84ZM98 244H99V242H97ZM239 243V242H238ZM51 244V243H50ZM124 244V243H123ZM133 244V243H132ZM225 244H226V242H225ZM33 245V244H32ZM38 245H40V244H38ZM49 245V244H48ZM47 245V246H48ZM134 245H135V243H134ZM233 245H234V243H233ZM82 246H84V245H82ZM85 246H87V245H85ZM155 246V245H154ZM228 246H229V243H228ZM4 247V246H3ZM88 247V246H87ZM103 247V246H102ZM133 247V246H132ZM233 248H234V246H232ZM5 248V247H4ZM8 248V247H7ZM16 248H17V246H16ZM35 248V247H34ZM85 248V247H84ZM101 248V247H100ZM123 248V247H122ZM144 248V247H143ZM222 248V247H221ZM2 249V248H1ZM6 249V248H5ZM11 249H13V248H11ZM105 249V248H104ZM103 249V250H104ZM153 249H154V247H153ZM223 249V248H222ZM225 249V248H224ZM7 250V249H6ZM9 250V249H8ZM16 250V249H15ZM122 250V249H121ZM157 250V249H156ZM155 250V251H156ZM236 250V249H235ZM4 251V250H3ZM221 251V250H220ZM254 251V250H253ZM7 252V251H6ZM12 252V251H11ZM10 252V253H11ZM32 252H34V251H32ZM119 252V251H118ZM131 252V251H130ZM136 252V251H135ZM42 253V252H41ZM120 253V252H119ZM129 253V252H128ZM140 253V252H139ZM233 253V252H232ZM31 254V253H30ZM133 254V253H132ZM156 254V253H155ZM109 255V254H108ZM141 255V254H140ZM254 255H255V253H254ZM258 255V254H257ZM256 255V256H257ZM241 256V255H240ZM12 257V256H11ZM139 257V256H138ZM184 257V256H183ZM228 257V256H227ZM35 258V257H34ZM141 258V257H140ZM144 258V257H143ZM170 258V257H169ZM234 258V257H233ZM173 259V258H172ZM178 259V258H177ZM237 259V258H236ZM249 259V258H248ZM254 259V258H253ZM140 260H142V259H140ZM168 260V259H167ZM250 260V259H249ZM256 260V259H255ZM139 261V260H138ZM210 262V261H209ZM248 262V261H247ZM139 263V262H138ZM218 263V262H217ZM5 264V263H4ZM182 264V263H181ZM187 264V263H186Z\"/></svg>",
    "mask_w": 264,
    "mask_h": 264
}]
</instances>
